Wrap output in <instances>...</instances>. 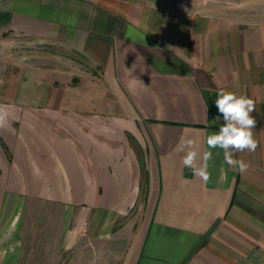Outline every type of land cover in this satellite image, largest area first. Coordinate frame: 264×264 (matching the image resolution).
Segmentation results:
<instances>
[{"label": "crops", "instance_id": "crops-1", "mask_svg": "<svg viewBox=\"0 0 264 264\" xmlns=\"http://www.w3.org/2000/svg\"><path fill=\"white\" fill-rule=\"evenodd\" d=\"M220 89L258 146L205 182ZM0 109V264H264V0H0Z\"/></svg>", "mask_w": 264, "mask_h": 264}, {"label": "clouds", "instance_id": "clouds-1", "mask_svg": "<svg viewBox=\"0 0 264 264\" xmlns=\"http://www.w3.org/2000/svg\"><path fill=\"white\" fill-rule=\"evenodd\" d=\"M214 103L218 111L215 122L218 123L222 118L223 123L219 125L218 131L207 135V150L203 156L199 153L198 145L193 139L183 140L181 147V150L187 149L183 157L184 166L191 168L194 174L205 182L210 179L206 162L213 159V150H222L224 162L229 167L244 173L249 165L243 160L235 159L233 153L254 152L258 146L253 131L257 122L251 115L256 110L255 101L252 98L220 89L216 93ZM198 159H202L205 164L199 166Z\"/></svg>", "mask_w": 264, "mask_h": 264}, {"label": "rangeland", "instance_id": "rangeland-1", "mask_svg": "<svg viewBox=\"0 0 264 264\" xmlns=\"http://www.w3.org/2000/svg\"><path fill=\"white\" fill-rule=\"evenodd\" d=\"M6 113L5 111H2L0 109V116H4ZM3 192V195H2V192ZM0 196H16L15 194H12L9 190H0ZM23 208H24V205L19 203V204H2L0 205V215L1 213H6L9 214L10 216H7V220L5 222H2L3 223V228L1 227L2 231L4 232V238L3 240L6 239L7 236H9V234L11 233V230H12V223L14 222V224L16 225V227H13L16 229V236H17V225L19 223V220H20V217H21V214L23 213ZM1 244V243H0ZM16 248V237L14 238L13 242L10 243V244H3L1 247H0V255L4 256L8 251H11V250H15Z\"/></svg>", "mask_w": 264, "mask_h": 264}]
</instances>
